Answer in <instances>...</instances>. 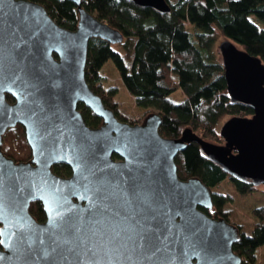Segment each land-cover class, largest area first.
I'll use <instances>...</instances> for the list:
<instances>
[{
    "label": "water",
    "instance_id": "1",
    "mask_svg": "<svg viewBox=\"0 0 264 264\" xmlns=\"http://www.w3.org/2000/svg\"><path fill=\"white\" fill-rule=\"evenodd\" d=\"M69 1L79 14L74 31L32 0H16L15 14L0 19V264H242L233 251L238 225L200 209L214 207L212 192L198 178L180 179L175 158L194 141L230 177L264 186L262 60L229 40L219 45L231 102L254 114L222 124L225 144L207 142L190 129L179 138H164L158 114L135 124L119 120L90 88L85 68L90 40L118 45L124 35L89 13L82 0ZM130 1L169 10L166 0ZM80 102L103 119L100 128L87 125ZM18 124L32 150L26 162L3 151V135ZM81 145L90 154L85 156ZM58 163L72 168L68 178L53 172ZM132 177L147 180L161 197L151 221L159 227L156 248L136 242L139 209L125 195ZM97 188L108 193L103 205ZM38 201L46 211L44 222L30 211Z\"/></svg>",
    "mask_w": 264,
    "mask_h": 264
},
{
    "label": "trees",
    "instance_id": "2",
    "mask_svg": "<svg viewBox=\"0 0 264 264\" xmlns=\"http://www.w3.org/2000/svg\"><path fill=\"white\" fill-rule=\"evenodd\" d=\"M32 1L43 5L58 25L70 31L77 29L79 14L75 3L69 0ZM166 2L169 10L158 12L130 0H82L89 13L124 35V41L118 45L98 37L90 40L85 67L88 84L109 109L115 110L119 120L141 123L156 113L162 118L159 129L164 138H179L190 129L207 142L224 144L221 123L231 117L251 118L254 114L252 109L231 102L219 45L229 40L264 64V29L253 21L255 17L264 23V0ZM108 60L117 66L136 106L143 109V115L122 113L117 99L119 88L113 84L104 87L107 78L102 70ZM178 91L183 93L182 101L172 98ZM7 100L12 103L14 97L8 94ZM78 109L88 126L100 128L104 124L103 119L84 103H79ZM3 136L6 156L16 162L31 160V146L22 125L9 128ZM175 161L180 179L198 178L210 188L214 207L200 209L211 218L224 217L232 223L225 210L227 196L212 190L224 179L232 180L242 194L264 191L263 185L255 186L250 180L242 182L230 177L197 142H189ZM52 167L58 176L68 178L72 174V168L65 164ZM30 211L37 221L46 220L41 201L33 202ZM252 212L255 218L253 235L244 233L243 226L236 224L240 238L233 251L242 257L243 264H259V250L264 247V207Z\"/></svg>",
    "mask_w": 264,
    "mask_h": 264
},
{
    "label": "rangeland",
    "instance_id": "3",
    "mask_svg": "<svg viewBox=\"0 0 264 264\" xmlns=\"http://www.w3.org/2000/svg\"><path fill=\"white\" fill-rule=\"evenodd\" d=\"M253 21L264 29L263 22L257 20L255 17H253ZM103 67L102 73L107 78L104 87L113 84L119 88L117 99H119L120 102V111L129 116H132V114L143 115V109L141 110L136 106L135 98L125 86L123 78L114 62L108 60ZM172 98L173 100L176 99V101H182L184 98L183 93L178 91L174 93V96L172 95ZM138 118L139 116H136V120H139ZM222 124L223 122L221 125ZM212 190L213 192L223 193L227 196L225 210L229 213L230 221L233 224L242 225L244 233L253 235L255 218L252 211L257 207H264V191H254L253 193L242 194L240 191H237L233 185V181L229 178L224 179L220 185L214 186ZM259 251L261 255L259 264H264V247H261Z\"/></svg>",
    "mask_w": 264,
    "mask_h": 264
},
{
    "label": "snow or ice",
    "instance_id": "4",
    "mask_svg": "<svg viewBox=\"0 0 264 264\" xmlns=\"http://www.w3.org/2000/svg\"><path fill=\"white\" fill-rule=\"evenodd\" d=\"M16 11V0H0V19L13 16ZM12 35L14 37V33ZM15 47L13 45L14 49ZM33 87L37 91H40L38 84H34ZM34 103L37 104L40 111L44 110L43 105L39 101H35ZM80 147L85 156L90 154L91 149L87 145H81ZM95 194L97 200L103 205V201L107 199L108 193L103 188H97ZM128 194L131 195V200L128 202H136L139 209L137 216L140 218L135 221L138 228V240L136 242L145 248H156L160 238L158 235L159 227L153 226L151 221L156 219L154 213L162 202L160 195L151 187V184L147 180L141 183L138 182L136 177L130 178L128 187L125 190V195L127 196Z\"/></svg>",
    "mask_w": 264,
    "mask_h": 264
},
{
    "label": "flooded vegetation",
    "instance_id": "5",
    "mask_svg": "<svg viewBox=\"0 0 264 264\" xmlns=\"http://www.w3.org/2000/svg\"><path fill=\"white\" fill-rule=\"evenodd\" d=\"M81 103V102H80ZM79 105V104H78ZM225 123V122H224ZM222 126V125H221ZM221 135V134H220ZM222 137V136H221Z\"/></svg>",
    "mask_w": 264,
    "mask_h": 264
}]
</instances>
